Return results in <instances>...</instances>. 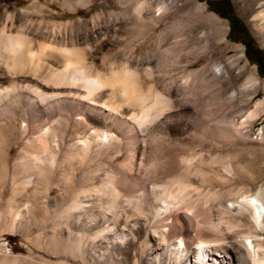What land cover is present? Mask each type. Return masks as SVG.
Here are the masks:
<instances>
[{"label":"rangeland","instance_id":"rangeland-1","mask_svg":"<svg viewBox=\"0 0 264 264\" xmlns=\"http://www.w3.org/2000/svg\"><path fill=\"white\" fill-rule=\"evenodd\" d=\"M149 1L152 10L157 0ZM192 1L203 13L192 16L189 1L180 0L148 29L146 8L140 24L126 22L125 13L135 14L140 0H0V23L14 15L9 33L27 35L31 50L69 36L65 46L84 50L92 74H108L123 62L138 68L143 81L149 65L144 87L152 80L153 96L163 99L145 117L128 120L122 104L115 114L108 111L107 87L93 95L82 89L79 97L56 94L65 87L40 95L19 73L4 78L0 60V264H148V218L155 215L151 227L168 213L179 219L195 198L207 205L214 195L237 191L264 199V75L210 0ZM247 1L230 0L232 11L264 51V29L252 21ZM218 64L222 70L213 76L208 67ZM178 175L194 188L192 197H173ZM68 228L76 240L69 253ZM96 234L110 252L92 249ZM256 237L264 240V231Z\"/></svg>","mask_w":264,"mask_h":264},{"label":"bare ground","instance_id":"bare-ground-1","mask_svg":"<svg viewBox=\"0 0 264 264\" xmlns=\"http://www.w3.org/2000/svg\"><path fill=\"white\" fill-rule=\"evenodd\" d=\"M178 1L180 0H157L154 4L155 8L150 10L153 7L151 2L149 0H140L137 12L135 14L129 11L125 13L126 22L128 24H132V26L140 24L144 17L141 12L146 8L148 10V29H151L153 28V26L157 25L161 17L164 15V13L167 12V10H169V8H172L178 4ZM188 1L189 7L187 13L191 14L192 16L198 15V13H203L204 7L202 4L195 5L192 0ZM60 2L62 4H65V2L67 3V0H60ZM246 5L251 15L252 21H254L260 28L264 29V0H248ZM13 17L7 14L3 21L0 23V60L2 62V66H4L5 70H7L6 76H4V78H10V75L12 73H16V75H18L19 73L23 79L26 78L34 82V85L36 86L34 87L35 89L37 88L36 91H38L40 95H45L44 93H41V91L43 92L45 88L52 89L53 91V89L55 88L65 87L67 89L66 91L58 92L57 90L55 91L56 94H58L59 96H78V94H80V90L82 89L86 92V94L93 95L94 93H96L95 91L97 89H100L101 87H107L110 96L113 98L111 103L110 101H107V103L111 104H109L111 107L107 108L108 111H112V113L114 111L115 114V111H117V107L122 104L120 113L122 114V118L124 117L128 120L129 116L135 117L134 115H136V113H140L142 115L141 117H145V114L149 112L151 105H156L157 102L159 103L161 102V100L163 101V99L157 97L158 94H155L156 97L153 96L154 92L152 93V89L150 88V86H152V80L150 81V85L144 87L143 81L147 78L150 79L151 77V69L149 65L147 70L148 76L146 75V79H144L143 77V81L141 79L139 71L136 70L138 68H132L124 64L123 62L120 63L116 70H112L110 68L111 71H109L108 74L96 75L94 73V75L92 74V68L87 65L88 62L85 63L84 61L86 60L85 53L83 52L84 50L82 49L83 51H81V49L79 50L78 48H68L66 47L67 45L65 46L67 42L72 41L71 37L67 36L62 40L51 39L52 41L48 43L39 42L37 44V49L35 48L36 50L33 51L29 47L30 39L27 35L19 32L16 35L12 36L9 33V31L12 30L11 28L14 26L12 20ZM28 18L29 17H27L26 19ZM209 18L214 20V16L212 15H209ZM74 42L76 43V41ZM153 50L156 51V48H153ZM154 51L152 53V56L153 54L155 55ZM41 55H45V58H43L44 60L40 61V59H42ZM58 57L59 61L57 62H60L59 67L57 66V68H53L52 64L56 59H58ZM23 66H28L35 72H22L20 67L22 68ZM184 67L186 68L187 65H184ZM41 68H43V72L39 75L36 72ZM204 69L205 68L201 67L200 70L204 71ZM143 70L144 69H142V72ZM221 70L222 67L220 64H218L214 68L208 67V71H211L210 74H212L213 76L220 73ZM188 74L192 73L190 72ZM38 77L40 79H38ZM29 89H31V86ZM45 91L47 92V90ZM103 91L100 90V92ZM105 93L106 92L104 91V94ZM52 95L50 97H52ZM36 96H38V93L36 94ZM47 97L48 100H50L49 96ZM152 97H154L155 99ZM61 98L63 99V97ZM91 98H93L94 100V96H91ZM97 98L99 99L100 97H98L97 95ZM39 99H41V97ZM97 102L98 101H96V104ZM52 103L55 102L53 101ZM101 106H103V104H101ZM108 111L105 113H108ZM118 112H116V114ZM253 113L249 112L247 116H252ZM137 116L140 115H136V117ZM138 119H140V117H138ZM177 178L174 190L170 188L172 191H174L173 197H176V199L179 198V200L183 198L187 199L189 195L190 197H192L194 188L191 186L190 182H183L179 179V175ZM162 192L164 191L162 190ZM187 205L188 206L186 207L191 210L189 213H183L181 215V218H179L181 220V223L179 224L176 223L177 217L173 216L174 214L172 215V213L170 215L168 213V216H166V218L159 216L160 218H157V221L154 222L155 224L152 227L149 225L151 224L150 221L153 222V220H156H151V218H155V215L151 218H148V264H264V240L258 239L256 237L258 230L264 231V199L262 197H260L258 194L246 195L237 191L235 193H229L225 195H214L207 205H201L200 203H198L197 198H195V200L191 203L188 202ZM247 212L249 213V220L248 217L244 216V213ZM169 218H172V221L170 220V222H165L166 219ZM165 226L168 227V230L162 229V227ZM126 227V225H123L120 228L121 232H119V235L122 236V238L125 237L128 233L126 231L128 230L126 229ZM130 227L132 226L130 225ZM102 230L103 228L98 231ZM80 231L82 232V230ZM70 234L71 232L68 228L67 234L65 236V245H67L66 249L68 253L74 251L73 242L76 241L71 240ZM96 235L99 236L97 237L96 241H94V243L90 242L92 244V249L99 252V254L110 252H106V249H104L103 243H105L104 241H106V238L101 237L100 234ZM81 238L82 237L78 238V241H82ZM83 241L81 243H83ZM115 242L114 238H112L111 243L115 244ZM79 243L80 242H78V244ZM86 244L87 243H85V245ZM81 253L78 255V257L80 258V260H84L85 258ZM93 253L95 255V252ZM141 257H143V254H140L138 256V258L140 259Z\"/></svg>","mask_w":264,"mask_h":264},{"label":"flooded vegetation","instance_id":"flooded-vegetation-1","mask_svg":"<svg viewBox=\"0 0 264 264\" xmlns=\"http://www.w3.org/2000/svg\"><path fill=\"white\" fill-rule=\"evenodd\" d=\"M210 4H212L215 7V9L220 14L223 15V17L228 22L229 29H231L232 33H234L236 35H240L242 37L241 39H242L244 53H245V50H246V52L248 51L249 53H254L253 44L250 41H247L246 34L242 30L239 21L235 18V14L229 8L227 0H212ZM254 57L259 62H261L258 56L255 55Z\"/></svg>","mask_w":264,"mask_h":264},{"label":"trees","instance_id":"trees-1","mask_svg":"<svg viewBox=\"0 0 264 264\" xmlns=\"http://www.w3.org/2000/svg\"><path fill=\"white\" fill-rule=\"evenodd\" d=\"M212 0H210L209 2L211 3ZM227 3L229 5V8L232 10V7H231V3H230V0H227ZM212 10L216 13L219 14V16L223 17L222 14H220L213 5H210ZM235 18L239 21L240 25H241V28L242 30L244 31V33L246 34V38H247V41H250L252 43V38L251 36L248 34L247 30H246V27L244 26L243 22L241 21V19L235 15ZM229 32H232L231 29H229ZM253 51L254 53H249L248 51L246 52L245 50V55L247 57V59L252 62V63H255L256 64V67H257V71L259 74L261 75H264V51L262 49H260L259 47L257 46H253ZM254 54V55H253ZM258 56L260 61L259 62L254 56Z\"/></svg>","mask_w":264,"mask_h":264}]
</instances>
